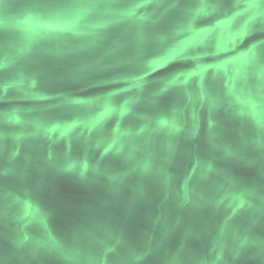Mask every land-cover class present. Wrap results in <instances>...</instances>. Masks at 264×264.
Returning <instances> with one entry per match:
<instances>
[{
	"label": "water",
	"instance_id": "water-1",
	"mask_svg": "<svg viewBox=\"0 0 264 264\" xmlns=\"http://www.w3.org/2000/svg\"><path fill=\"white\" fill-rule=\"evenodd\" d=\"M0 264H264V0H0Z\"/></svg>",
	"mask_w": 264,
	"mask_h": 264
},
{
	"label": "snow or ice",
	"instance_id": "snow-or-ice-1",
	"mask_svg": "<svg viewBox=\"0 0 264 264\" xmlns=\"http://www.w3.org/2000/svg\"><path fill=\"white\" fill-rule=\"evenodd\" d=\"M50 2L52 3H56V4H63V3H67L68 0H50ZM155 53H149V55H154Z\"/></svg>",
	"mask_w": 264,
	"mask_h": 264
}]
</instances>
